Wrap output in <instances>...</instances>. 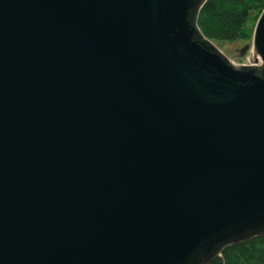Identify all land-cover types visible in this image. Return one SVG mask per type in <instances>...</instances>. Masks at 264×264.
<instances>
[{
  "label": "water",
  "instance_id": "water-1",
  "mask_svg": "<svg viewBox=\"0 0 264 264\" xmlns=\"http://www.w3.org/2000/svg\"><path fill=\"white\" fill-rule=\"evenodd\" d=\"M207 0H0V264H209L264 236V8L236 65Z\"/></svg>",
  "mask_w": 264,
  "mask_h": 264
},
{
  "label": "trees",
  "instance_id": "trees-1",
  "mask_svg": "<svg viewBox=\"0 0 264 264\" xmlns=\"http://www.w3.org/2000/svg\"><path fill=\"white\" fill-rule=\"evenodd\" d=\"M264 8V0H207L197 25L216 43L247 40ZM209 264H264V236L224 248Z\"/></svg>",
  "mask_w": 264,
  "mask_h": 264
},
{
  "label": "rangeland",
  "instance_id": "rangeland-1",
  "mask_svg": "<svg viewBox=\"0 0 264 264\" xmlns=\"http://www.w3.org/2000/svg\"><path fill=\"white\" fill-rule=\"evenodd\" d=\"M262 12V11H261ZM261 14V13H260ZM260 16V15H259ZM257 21V20H256ZM256 22L253 25V30ZM253 34V31H252ZM252 35L247 40H237L232 42L216 43L221 51L229 57V59L236 65H252L255 63V55L248 51L243 57H238L237 49H241L245 44H251ZM238 53V54H237Z\"/></svg>",
  "mask_w": 264,
  "mask_h": 264
},
{
  "label": "flooded vegetation",
  "instance_id": "flooded-vegetation-1",
  "mask_svg": "<svg viewBox=\"0 0 264 264\" xmlns=\"http://www.w3.org/2000/svg\"><path fill=\"white\" fill-rule=\"evenodd\" d=\"M239 51V49H237V52ZM238 54V53H237ZM238 56H239V54H238Z\"/></svg>",
  "mask_w": 264,
  "mask_h": 264
}]
</instances>
